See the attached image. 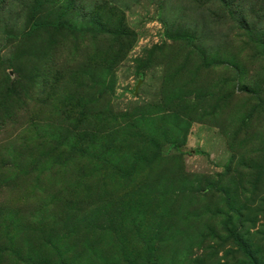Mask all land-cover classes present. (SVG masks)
Instances as JSON below:
<instances>
[{
  "label": "rangeland",
  "instance_id": "1",
  "mask_svg": "<svg viewBox=\"0 0 264 264\" xmlns=\"http://www.w3.org/2000/svg\"><path fill=\"white\" fill-rule=\"evenodd\" d=\"M0 264H264V0H0Z\"/></svg>",
  "mask_w": 264,
  "mask_h": 264
}]
</instances>
